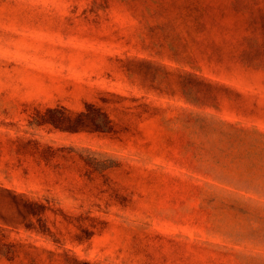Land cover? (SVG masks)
Returning <instances> with one entry per match:
<instances>
[{
  "label": "rangeland",
  "instance_id": "374dc122",
  "mask_svg": "<svg viewBox=\"0 0 264 264\" xmlns=\"http://www.w3.org/2000/svg\"><path fill=\"white\" fill-rule=\"evenodd\" d=\"M0 183V264H264V0H0Z\"/></svg>",
  "mask_w": 264,
  "mask_h": 264
},
{
  "label": "trees",
  "instance_id": "16d2710c",
  "mask_svg": "<svg viewBox=\"0 0 264 264\" xmlns=\"http://www.w3.org/2000/svg\"><path fill=\"white\" fill-rule=\"evenodd\" d=\"M39 117L40 124H49L61 131L75 133L111 130L108 114L92 104L74 116H68L63 109L54 108ZM19 144H23V139L19 140ZM10 208L14 212L12 215L7 214ZM41 211V205L26 201L17 190L0 183V229L20 227L29 216L40 214Z\"/></svg>",
  "mask_w": 264,
  "mask_h": 264
}]
</instances>
